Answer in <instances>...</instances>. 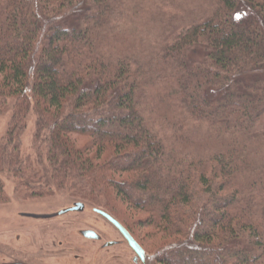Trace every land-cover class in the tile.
I'll use <instances>...</instances> for the list:
<instances>
[{
    "label": "trees",
    "instance_id": "trees-1",
    "mask_svg": "<svg viewBox=\"0 0 264 264\" xmlns=\"http://www.w3.org/2000/svg\"><path fill=\"white\" fill-rule=\"evenodd\" d=\"M202 1L0 0V173L93 204L159 264H264V0ZM31 113L56 190L22 156Z\"/></svg>",
    "mask_w": 264,
    "mask_h": 264
},
{
    "label": "rangeland",
    "instance_id": "rangeland-1",
    "mask_svg": "<svg viewBox=\"0 0 264 264\" xmlns=\"http://www.w3.org/2000/svg\"><path fill=\"white\" fill-rule=\"evenodd\" d=\"M185 15L201 14L207 8L202 0H183ZM245 13V15H248ZM184 27V19L178 18L168 24V30L178 32ZM154 34H150V37ZM12 118L11 109L0 116V145L8 131ZM35 116L28 117L27 129L22 135V156L43 160L40 183L56 190L50 180V169L45 161L44 145L39 151L34 146ZM80 146L85 144L78 141ZM6 202L0 203V264H159L150 256L145 262H134L135 254L118 231L95 206L85 203L84 212H70L50 219H37L28 215H50L61 212L80 202L66 191H54L52 195L25 198L26 188L19 187L16 179L0 173ZM53 188V189H52ZM112 199V198H111ZM113 203H111L112 205ZM121 209V205H117ZM123 212V210L121 211ZM123 214V213H122ZM135 219L129 216V223ZM132 226V224H131ZM133 227V226H132ZM83 230H93L101 241L87 239ZM146 247L163 244L161 238H146V229H134ZM146 238V239H144ZM108 242L116 245L105 248ZM153 249V248H150Z\"/></svg>",
    "mask_w": 264,
    "mask_h": 264
},
{
    "label": "water",
    "instance_id": "water-1",
    "mask_svg": "<svg viewBox=\"0 0 264 264\" xmlns=\"http://www.w3.org/2000/svg\"><path fill=\"white\" fill-rule=\"evenodd\" d=\"M85 210V205L83 203H76L72 207L65 209L61 212H58L56 214H50V215H28L33 218L37 219H50L54 217H58L64 214H68L70 212H83ZM102 214L124 237L126 242L128 243L129 247L132 249V251L135 253L136 258L135 261L140 259L142 262H145V252L142 249V247L134 240V238L130 235V233L115 219H113L111 216H109L106 213L101 212ZM82 236L91 239V240H99L100 236L92 230H84L81 232ZM116 245V242H108L105 244V248L112 247Z\"/></svg>",
    "mask_w": 264,
    "mask_h": 264
},
{
    "label": "flooded vegetation",
    "instance_id": "flooded-vegetation-1",
    "mask_svg": "<svg viewBox=\"0 0 264 264\" xmlns=\"http://www.w3.org/2000/svg\"><path fill=\"white\" fill-rule=\"evenodd\" d=\"M116 229V228H115ZM117 230V229H116ZM118 231V230H117ZM82 232V231H81ZM80 232V233H81ZM118 233L120 234V236L123 238V240L125 241V243L128 245V243L126 242V240L124 239V237L122 236V234L118 231ZM82 235V234H81ZM100 236V235H99ZM96 241H101V236H100V239L99 240H96ZM129 247V246H128ZM130 248V247H129ZM134 262H138V260L137 261H135V258H134Z\"/></svg>",
    "mask_w": 264,
    "mask_h": 264
}]
</instances>
